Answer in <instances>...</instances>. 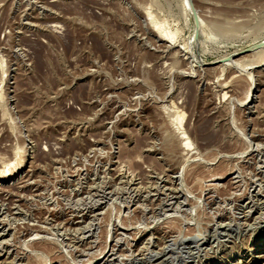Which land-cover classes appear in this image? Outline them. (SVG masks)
I'll use <instances>...</instances> for the list:
<instances>
[{
  "label": "rangeland",
  "instance_id": "rangeland-1",
  "mask_svg": "<svg viewBox=\"0 0 264 264\" xmlns=\"http://www.w3.org/2000/svg\"><path fill=\"white\" fill-rule=\"evenodd\" d=\"M191 3L0 0V264H264V0Z\"/></svg>",
  "mask_w": 264,
  "mask_h": 264
},
{
  "label": "bare ground",
  "instance_id": "bare-ground-1",
  "mask_svg": "<svg viewBox=\"0 0 264 264\" xmlns=\"http://www.w3.org/2000/svg\"><path fill=\"white\" fill-rule=\"evenodd\" d=\"M188 3H189V8H190V11H191V14H192V17H193V19H194V21L196 22V13H195V10H194V8H193V5H192V3H191V0H188ZM145 14H147V13H145ZM149 15V14H148ZM200 20V19H199ZM198 20V21H199ZM162 22V21H161ZM161 22H157V23H160V24H157L156 23V29H157V31L156 32H159L160 33V36H161V38L160 39H163V40H174L173 38H174V33H172V32H170V31H167L164 27H162V26H164V25H161ZM201 22V21H200ZM150 23H152V27H153V25L155 24H153V22H150ZM153 30H155V28H153ZM264 59V58H263ZM263 59H261L262 61H263ZM220 60V59H219ZM224 60H229V58H227V59H224ZM223 60V61H224ZM232 60V59H231ZM231 60H229L227 63H229V62H231ZM234 61V60H233ZM232 61V62H233ZM237 61V60H236ZM262 61H260L261 63H262ZM231 62V63H232ZM260 62H257V64L259 65V63ZM223 63V62H222ZM227 63L225 64L226 66H227ZM230 63V64H231ZM234 63V62H233ZM260 63V64H261ZM236 63H234V64H231V65H235ZM224 65V66H225ZM229 65V64H228ZM231 65H229V66H231ZM239 65V63L237 64V66ZM200 66V65H199ZM225 66V67H226ZM228 67V66H227ZM222 68H224L223 66H222ZM255 68V67H254ZM239 70V69H238ZM238 70H236V71H238ZM188 73V72H187ZM194 73V72H193ZM221 75H222V73H221ZM249 76V75H248ZM247 76V77H248ZM246 77V76H245ZM250 78V77H249ZM249 81V80H248ZM250 82V81H249ZM252 84V83H251ZM251 84H250V86H251ZM213 86V85H212ZM250 86H249V91H247L248 93H247V95H246V97H244L245 99H243L244 101L242 102L241 100V102H242V104L245 106V105H247V104H249V103H251L252 102V100H253V92H254V89H251L250 88ZM222 97H223V95H222ZM187 145H188V143H187ZM23 152H24V150H23ZM190 153V152H189ZM23 154V153H22ZM22 154H20V155H22ZM225 157V156H224ZM1 159V158H0ZM20 160V159H19ZM197 160V159H196ZM200 161V160H199ZM1 164H3V165H0V167H1V170H0V181H4V180H8V179H12L13 177H14V172L13 173H11V171L9 172V173H7V174H4L5 173V169H7V167H8V169H9V165H10V163H7V162H4V161H2L1 160ZM4 162V163H3ZM12 163V162H11ZM18 163V162H17ZM20 163V162H19ZM19 163H18V165H19ZM16 165V164H15ZM14 165V166H15ZM17 166V165H16ZM16 169H17V167H16ZM10 170V169H9ZM6 172H8V171H6ZM257 179V178H256ZM6 182V181H5ZM233 182V181H232ZM130 183V182H129ZM22 185V184H21ZM239 185V184H238ZM208 186V185H207ZM23 187V186H22ZM178 187V186H177ZM100 193V192H99ZM260 193V192H259ZM163 194V193H162ZM186 194V193H185ZM191 194V193H190ZM164 195V194H163ZM113 196V195H112ZM191 196V195H190ZM152 203V202H151ZM155 208V207H154ZM137 209V208H136ZM253 209V208H252ZM14 212V211H13ZM256 212V211H255ZM263 212V211H262ZM110 214V213H109ZM151 214V213H150ZM100 215V214H99ZM258 215V214H257ZM174 216V215H173ZM254 220V219H253ZM152 221V220H151ZM149 227V226H148ZM147 228V227H146ZM32 229V228H31ZM116 229V228H115ZM136 230V229H135ZM34 231V230H33ZM177 233V232H176ZM174 235V234H173ZM197 236V235H196ZM83 238V237H82ZM178 238V237H177ZM190 239V238H189ZM188 239V240H189ZM170 242V241H169ZM146 243V242H145ZM148 243V242H147ZM155 244V243H154ZM172 245V244H171ZM264 245H262V246H259V247H257V249H261V252H263L264 253V249H262V247H263ZM141 247V246H140ZM86 248V247H85ZM171 248H173V247H171ZM160 249V248H159ZM188 250V249H187ZM177 252V251H176ZM109 253V252H108ZM108 253H107V255H108ZM156 253V252H155ZM254 253V252H253ZM93 255V254H92ZM188 255V254H187ZM99 257V256H98ZM261 257H263V255H255V257H253L252 259L253 260H250V261H248V263L247 264H256V260L257 259H259V258H261ZM96 258V257H95ZM104 257H102L101 259H103ZM119 258V257H118ZM122 259V258H121ZM108 260V259H107ZM255 260V261H254ZM90 261V260H89ZM92 261V260H91ZM149 262V261H148ZM228 262V261H227ZM4 263V262H3Z\"/></svg>",
  "mask_w": 264,
  "mask_h": 264
}]
</instances>
